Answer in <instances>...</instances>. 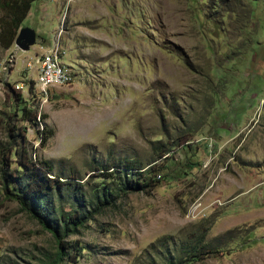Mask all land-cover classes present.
Segmentation results:
<instances>
[{"label":"rangeland","instance_id":"1","mask_svg":"<svg viewBox=\"0 0 264 264\" xmlns=\"http://www.w3.org/2000/svg\"><path fill=\"white\" fill-rule=\"evenodd\" d=\"M24 27L28 51L0 44V174L26 181L23 143L64 183L45 226L0 184V264H181L190 244L204 254L185 264H264V0H35ZM56 48L72 81L43 93ZM126 166L155 186L126 190ZM93 193L101 211L56 231Z\"/></svg>","mask_w":264,"mask_h":264},{"label":"trees","instance_id":"2","mask_svg":"<svg viewBox=\"0 0 264 264\" xmlns=\"http://www.w3.org/2000/svg\"><path fill=\"white\" fill-rule=\"evenodd\" d=\"M34 1L35 0H0L2 9L5 12V17L0 22V44L4 49H8L14 42L17 36V32L21 27L23 21L25 20L31 8V4ZM30 84L32 85L33 82H30ZM15 95L19 103H23L20 97V93L16 92ZM21 111L22 120L28 122L32 121L34 127L36 128V132L40 134V127L36 122L37 111L27 108L24 105ZM40 117L42 119L45 118L44 115H40L39 118ZM8 131L10 132L9 135L13 139V142H15V144L12 145L11 148L14 150V154H17V146L18 144L20 145V142H17V138H21L22 140H24L25 130H21V127L17 129L16 127H11ZM42 134L44 136L42 135L40 137V142L42 144H45L46 141L52 136V131L49 130L48 132H43ZM21 149L22 150L20 152L17 163L18 166L22 168L27 174L26 181L21 184L20 179H22V177L17 173H15V175H13V173H1L0 184L4 187V190L7 193L11 192L9 187H12V190L15 189L17 192V198L19 200H22V204L27 208V210L30 212L33 211V215L35 217H39L40 222L45 226L46 223L41 217V214H43V210L48 209L44 196L48 195L51 189H60L61 186H63L62 183L64 182L60 181L57 177H50L52 171L50 163L38 160L31 161L26 156L25 146L23 145V143L21 144ZM6 150H0V160L6 161V163L9 164L11 149L8 148V150ZM161 156L163 157L164 154ZM132 170L133 169L129 166H126L125 169H123V179L125 181L124 188L126 190L128 189L134 191L137 189H145L155 186L154 184H152L150 178L146 177V173L142 172L141 170L132 172ZM66 185L68 188H71L74 193L76 187H72L71 183H66ZM107 195L110 196V194H108V192L103 189L100 196L105 198ZM91 199H93L92 201L95 202V208H93V205L91 204H86L84 207L78 205L69 213L61 212L58 218L59 222L55 223V230L64 235L68 230L73 231L78 227H83L84 223L93 217V215L91 214L92 212L97 214L101 211L100 206H98L99 194L93 193L91 195ZM88 201L90 200L88 199ZM105 205H108V202L104 201V203H101L102 207H104ZM39 208H41V211H39ZM88 208L92 210L89 212L87 210ZM189 246L191 247H189L188 251H186V256L183 260H181V264L199 260L201 255L204 254L199 251L198 246H192V244H190ZM61 247L63 248V246Z\"/></svg>","mask_w":264,"mask_h":264},{"label":"bare ground","instance_id":"3","mask_svg":"<svg viewBox=\"0 0 264 264\" xmlns=\"http://www.w3.org/2000/svg\"><path fill=\"white\" fill-rule=\"evenodd\" d=\"M58 49L48 50L41 56V64L37 69L38 77L36 84L43 89V93L47 92V89L53 86L69 84L72 81L71 73L59 60ZM55 63V65H54ZM47 65H53V72H60L62 78H54L47 81V73L45 68ZM31 63L28 67L31 68Z\"/></svg>","mask_w":264,"mask_h":264},{"label":"water","instance_id":"4","mask_svg":"<svg viewBox=\"0 0 264 264\" xmlns=\"http://www.w3.org/2000/svg\"><path fill=\"white\" fill-rule=\"evenodd\" d=\"M36 32L31 28H21L14 40V45L21 51H28L35 44Z\"/></svg>","mask_w":264,"mask_h":264},{"label":"built area","instance_id":"5","mask_svg":"<svg viewBox=\"0 0 264 264\" xmlns=\"http://www.w3.org/2000/svg\"><path fill=\"white\" fill-rule=\"evenodd\" d=\"M38 56H35V58L33 60H36ZM55 65V63H54ZM28 66V63H27ZM46 73H47V81L54 79V78H62V76L60 75V72H53V65H47V67L45 68Z\"/></svg>","mask_w":264,"mask_h":264}]
</instances>
